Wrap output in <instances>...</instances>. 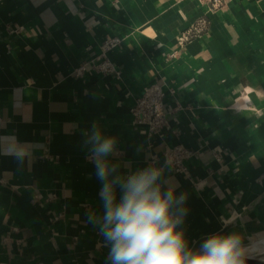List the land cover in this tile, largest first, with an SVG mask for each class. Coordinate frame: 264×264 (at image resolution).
Masks as SVG:
<instances>
[{
	"label": "crops",
	"instance_id": "crops-1",
	"mask_svg": "<svg viewBox=\"0 0 264 264\" xmlns=\"http://www.w3.org/2000/svg\"><path fill=\"white\" fill-rule=\"evenodd\" d=\"M152 83L166 93L158 136L130 113ZM0 121V264H108L86 219L103 215L84 146L94 124L116 138L117 174L155 162L185 194L190 248L214 233L264 239V0L218 13L196 0H0ZM175 145L195 153L189 177L165 165ZM18 146L31 155L17 159Z\"/></svg>",
	"mask_w": 264,
	"mask_h": 264
},
{
	"label": "clouds",
	"instance_id": "clouds-1",
	"mask_svg": "<svg viewBox=\"0 0 264 264\" xmlns=\"http://www.w3.org/2000/svg\"><path fill=\"white\" fill-rule=\"evenodd\" d=\"M83 135L88 159L101 182L103 204L102 216L89 211L86 219L97 227L109 249L108 264H246L248 246L236 232L214 233L195 250L189 247L179 228L187 215L186 196H177L175 187L162 181L163 167L153 162L129 175H119V165L109 160L118 155L116 138L104 135L95 124ZM30 155L27 146L17 147V159L23 161ZM162 185L168 186L162 190Z\"/></svg>",
	"mask_w": 264,
	"mask_h": 264
},
{
	"label": "built area",
	"instance_id": "built-area-1",
	"mask_svg": "<svg viewBox=\"0 0 264 264\" xmlns=\"http://www.w3.org/2000/svg\"><path fill=\"white\" fill-rule=\"evenodd\" d=\"M200 7L206 8L214 13L223 12L229 0H196ZM205 26L203 19H198L189 26L179 38V44L182 45L190 41L195 35L199 34ZM121 43L118 37H114L105 43V48L110 50ZM101 64L99 69L108 73L112 71L105 55L98 57ZM166 93L163 87L158 83H152L143 89L141 95L135 99L130 113L132 124L144 128L151 136L161 135L167 125V114L165 112ZM1 126V121H0ZM195 153L182 146H168L163 152L165 165L173 172L189 177L187 161L192 159ZM167 161V163H166ZM59 217H55L57 220Z\"/></svg>",
	"mask_w": 264,
	"mask_h": 264
},
{
	"label": "bare ground",
	"instance_id": "bare-ground-1",
	"mask_svg": "<svg viewBox=\"0 0 264 264\" xmlns=\"http://www.w3.org/2000/svg\"><path fill=\"white\" fill-rule=\"evenodd\" d=\"M248 251H249V258H262V257L264 258V252L257 247H252L251 249H248Z\"/></svg>",
	"mask_w": 264,
	"mask_h": 264
},
{
	"label": "water",
	"instance_id": "water-1",
	"mask_svg": "<svg viewBox=\"0 0 264 264\" xmlns=\"http://www.w3.org/2000/svg\"><path fill=\"white\" fill-rule=\"evenodd\" d=\"M204 239H205V238H204ZM202 240H203V239H201L200 241H202ZM200 241H198V242L194 245V247H193L194 250H195L196 248H198V245H199ZM246 264H264V258H249V259H247Z\"/></svg>",
	"mask_w": 264,
	"mask_h": 264
},
{
	"label": "rangeland",
	"instance_id": "rangeland-1",
	"mask_svg": "<svg viewBox=\"0 0 264 264\" xmlns=\"http://www.w3.org/2000/svg\"><path fill=\"white\" fill-rule=\"evenodd\" d=\"M247 246H248V249H251L252 247H257L264 252V239L257 240L251 244H248Z\"/></svg>",
	"mask_w": 264,
	"mask_h": 264
}]
</instances>
